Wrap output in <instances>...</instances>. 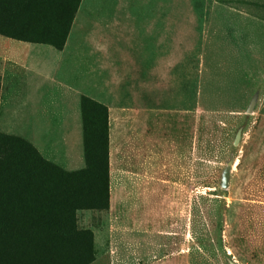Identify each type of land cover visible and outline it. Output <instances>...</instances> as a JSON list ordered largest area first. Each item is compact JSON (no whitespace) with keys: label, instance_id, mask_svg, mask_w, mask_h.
<instances>
[{"label":"rangeland","instance_id":"obj_1","mask_svg":"<svg viewBox=\"0 0 264 264\" xmlns=\"http://www.w3.org/2000/svg\"><path fill=\"white\" fill-rule=\"evenodd\" d=\"M165 1L150 8L164 18L167 10L163 24L192 37L187 61L51 72L74 94L59 81L13 78V45L23 44L0 35V133L72 172L84 167L81 97L105 108L107 127V209L59 213L33 196L54 187L53 175L34 178L33 195L13 204L20 218L16 231L0 237V264H264V0ZM91 8L120 14L145 7ZM10 18L0 24L5 34L43 40L40 17ZM150 45L138 37L124 48L134 62L151 64ZM30 94L37 103L26 102ZM99 179L85 173L70 180L86 184L82 200L90 205ZM35 223L78 232L30 237L26 229Z\"/></svg>","mask_w":264,"mask_h":264},{"label":"trees","instance_id":"obj_2","mask_svg":"<svg viewBox=\"0 0 264 264\" xmlns=\"http://www.w3.org/2000/svg\"><path fill=\"white\" fill-rule=\"evenodd\" d=\"M78 3L79 0H0V24L5 23L6 17L10 16L11 23L15 19L23 21L38 16L42 22L37 28L38 36L43 40H29L26 34H5L2 29L0 35L20 42L48 45L60 50ZM90 108L94 110L90 111ZM79 116L84 167L77 171L61 172L43 159L29 142L17 136L0 133V237L2 239L8 238L7 235L12 234L17 228L15 223L20 217L13 212V204L33 195L34 190L31 191L29 188L32 180L50 173L53 175L54 187L48 191L36 189L37 193L33 195L43 206L47 203L49 206L54 204L59 213L67 210L70 216H73V212L77 210L107 209L106 110L91 99L81 97ZM56 171L62 173L63 177H55ZM85 173L100 174L98 182L101 189L99 194L96 187L91 189L95 200L90 205L82 200L83 195L88 194L86 184H77L73 182L75 180L71 182L72 179ZM26 232L30 237L42 236L54 240V238H68L78 231L73 225L45 226L35 223L29 225Z\"/></svg>","mask_w":264,"mask_h":264},{"label":"crops","instance_id":"obj_3","mask_svg":"<svg viewBox=\"0 0 264 264\" xmlns=\"http://www.w3.org/2000/svg\"><path fill=\"white\" fill-rule=\"evenodd\" d=\"M165 3L168 5V0ZM114 4L145 8L120 14L100 12L98 9L91 8ZM155 5L162 6L163 0H79L60 50L48 45H37L46 46L38 50L36 48L41 47L35 48L33 46L36 44L26 42H21L23 45H13L16 47L15 51L13 49V78L29 81L28 77L32 74L39 78L37 81H59L58 85L70 91L68 94L71 92L74 94V88L53 77L52 73L63 69H162L163 67L174 68L178 63L186 62L188 58L183 55L191 52L192 45L189 41L192 37L179 34L177 30L170 31L167 24H163L169 19L167 10L164 9L167 19L163 20L165 18L161 8L157 10L150 8ZM141 24L143 25L140 26ZM138 37L152 41V47L149 46L152 52H148L150 53L148 59H151L148 63L151 64L134 62L124 48L125 44H129L131 40ZM184 39L185 47L181 49ZM163 53L169 56L163 59ZM163 62L170 65L163 66ZM37 101L31 94L27 95L26 102L37 103ZM30 105L34 108L33 104Z\"/></svg>","mask_w":264,"mask_h":264},{"label":"water","instance_id":"obj_4","mask_svg":"<svg viewBox=\"0 0 264 264\" xmlns=\"http://www.w3.org/2000/svg\"><path fill=\"white\" fill-rule=\"evenodd\" d=\"M225 186V178H223V180H222V187H224Z\"/></svg>","mask_w":264,"mask_h":264}]
</instances>
